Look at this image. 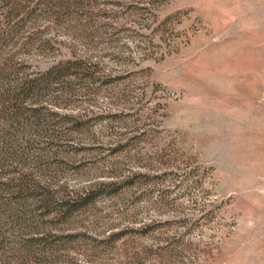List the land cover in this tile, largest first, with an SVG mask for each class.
Masks as SVG:
<instances>
[{"label": "rangeland", "instance_id": "374dc122", "mask_svg": "<svg viewBox=\"0 0 264 264\" xmlns=\"http://www.w3.org/2000/svg\"><path fill=\"white\" fill-rule=\"evenodd\" d=\"M49 1L0 0V105L19 78L88 68L0 115V206L52 204L0 237V264H264V0Z\"/></svg>", "mask_w": 264, "mask_h": 264}, {"label": "trees", "instance_id": "16d2710c", "mask_svg": "<svg viewBox=\"0 0 264 264\" xmlns=\"http://www.w3.org/2000/svg\"><path fill=\"white\" fill-rule=\"evenodd\" d=\"M49 1V0H48ZM49 5L57 9L56 14H66L73 9H81L85 6V1L74 0L73 2L66 3V0H50ZM1 4V3H0ZM1 8L3 7L0 6ZM52 8V7H51ZM53 10V9H52ZM88 68L85 61L81 59H71L64 62H59L58 64L48 68L45 72L36 71L32 76H25L17 79L15 82L8 84L3 95L1 97L2 103L0 108L1 118L6 119L5 124L8 123L12 127L15 125V117L21 116V108L26 104L31 109L35 106L36 102L40 99H36L37 96L40 97V92L44 91L49 83H53L56 80L64 81L65 79L79 78V73L81 70ZM87 76L85 73L83 77ZM58 82V81H57ZM59 89H64V86H60ZM38 104V103H37ZM53 105V104H52ZM42 109H46L43 107ZM35 110V109H34ZM6 134V133H5ZM126 145L123 146V148ZM30 189L37 187L36 183H25L26 188ZM111 186H118V183L110 184H98L89 188L84 189L78 193H74L64 199L61 203H58L59 213L66 214L70 216L75 210L83 209L92 204L96 199L107 194L102 193L106 188ZM23 187V185H21ZM22 189V188H21ZM121 189V188H120ZM119 189H116L108 194H117ZM15 198V202L5 203L0 206V237L5 238L6 235L12 230L13 232H34L38 231L42 226V222L51 211L50 201L36 196L35 194L27 195V197ZM28 202V203H27ZM12 224V227H8ZM2 230L4 231L1 234Z\"/></svg>", "mask_w": 264, "mask_h": 264}]
</instances>
